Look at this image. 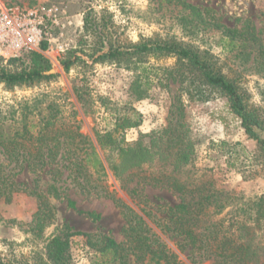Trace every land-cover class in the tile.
<instances>
[{
	"label": "trees",
	"instance_id": "16d2710c",
	"mask_svg": "<svg viewBox=\"0 0 264 264\" xmlns=\"http://www.w3.org/2000/svg\"><path fill=\"white\" fill-rule=\"evenodd\" d=\"M159 2L178 10L183 37L120 40L108 10L98 11V16L94 8H89L84 13V31L78 46L67 50L61 65L67 72L74 66L97 62L131 69L135 78L128 92L135 100L148 97L153 87H168L172 82L187 83L191 98L194 90L200 98L206 88L217 90L227 98L231 111L241 119L248 136L257 141L256 150L264 157V121L257 109L209 48L197 43L201 34L211 33L228 52L254 55V62L264 68V38L260 31L250 20L240 27L228 26L209 6L201 7L188 0ZM47 49L44 41L39 49L23 53L28 61L23 56L10 58V62H20L16 70L0 64V82L8 86L32 85L54 78L57 74L50 71L51 62L43 53ZM168 58L175 59L173 65L157 63ZM77 94L82 101V95ZM49 95L43 92L10 105L9 110L0 108V200L10 203L22 191L36 196L38 209L32 229L39 233L55 215L47 194L60 197L57 183L66 176L80 189L101 193L114 201L126 220L122 229L125 242L106 233L73 232L64 225L63 233L49 238L43 252L33 250L25 257L0 253V264H72L71 239L76 235H83L85 243L100 254V264H185L153 225L161 234L177 238L181 251L189 248L192 263L210 260L212 264H264V203L257 208H243V215L231 218L227 224L222 218L211 223L214 230L206 231L208 228L202 226L210 208L212 214H220L232 199L192 179L197 155L196 137L189 125L180 121L177 127L169 124L129 141L125 131L140 124L141 114L134 110L133 117L118 116L113 128L96 132L103 158L91 138L79 131V125L63 121L62 105ZM146 165L158 169L147 176ZM107 169L121 182L138 210L103 184ZM25 170L37 178L50 175L53 183L46 193L38 186L16 180ZM136 177H149L178 193L182 200L176 204L152 202L137 188L128 187ZM69 204L73 206L75 202L70 200Z\"/></svg>",
	"mask_w": 264,
	"mask_h": 264
},
{
	"label": "rangeland",
	"instance_id": "374dc122",
	"mask_svg": "<svg viewBox=\"0 0 264 264\" xmlns=\"http://www.w3.org/2000/svg\"><path fill=\"white\" fill-rule=\"evenodd\" d=\"M188 1L213 8L228 26L240 27L250 20L264 38V0ZM0 4L22 9L44 6L52 9L57 16V22L48 24L50 35L45 40L48 49L43 51L51 62L50 71L57 75L32 85L8 86L0 82L1 109L9 110L10 105L43 92L48 93L62 105L63 121L79 125V131L91 138L103 158L105 154L97 143L96 132L113 128L118 116L133 117L134 110L141 114L140 124L125 131L129 141L135 140L141 133H149L169 124L177 127L183 121L196 137L197 160L192 179L198 183L203 181L206 187L221 190L225 198L232 199V203L220 214H212L211 208L208 210L209 214L202 222V226L208 228L206 231L214 230L215 227L210 224L221 218L227 224L231 218L242 216L243 208H257L258 204L264 203V157L256 150L257 141L248 136L241 119L231 111L227 98L220 92L206 88L204 96L200 98L194 90L191 98L186 91L187 83L172 82L168 87H153L148 97L135 100L128 92L129 84L135 78V71L131 69L114 63L97 62L74 66L67 72L61 65V58L67 50L78 46L84 31V13L89 8L97 12L108 10L118 38L128 41L150 36L183 37L176 8L160 4L159 0H0ZM200 36L197 43L209 48L224 72L238 80L250 104L264 121L262 65L254 62V55L247 57L245 54L237 55L235 51L228 52L217 44V39L211 33ZM23 53L19 56L28 61ZM10 58L3 57L0 64L9 70L21 67L20 62H10ZM174 62V58H168L157 63L173 65ZM78 92L83 97L82 101ZM146 169L148 176L158 168L146 165ZM106 172L103 184L138 210L111 170L107 169ZM65 177L57 183L60 197L47 194L55 215L39 233L32 229L36 225L33 219L38 209L36 196L22 191L16 193L10 203L0 200L2 255L25 257L33 250L43 252L49 238L63 233L64 225H69L73 232L106 233L119 242H125L122 229L126 220L114 201L101 193L82 190ZM15 178L26 186H38L45 193L53 183L50 175L42 174L37 178L27 170ZM128 187L137 188L155 203L176 204L182 200L178 193L149 180V177H136ZM70 200L75 202L73 206L69 204ZM153 227L185 264H212L210 260L192 263L189 248L181 251L177 238H169L161 234L155 225ZM71 241L72 264H100V254L85 243L83 235H76Z\"/></svg>",
	"mask_w": 264,
	"mask_h": 264
},
{
	"label": "built area",
	"instance_id": "2783aa9c",
	"mask_svg": "<svg viewBox=\"0 0 264 264\" xmlns=\"http://www.w3.org/2000/svg\"><path fill=\"white\" fill-rule=\"evenodd\" d=\"M57 22L52 9L37 6L22 9L0 4V56L8 59L39 49L50 35L49 23Z\"/></svg>",
	"mask_w": 264,
	"mask_h": 264
}]
</instances>
